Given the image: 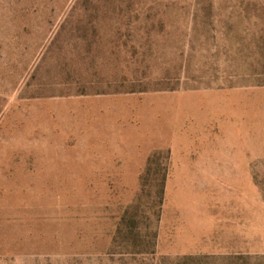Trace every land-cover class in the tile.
<instances>
[{"label": "rangeland", "instance_id": "374dc122", "mask_svg": "<svg viewBox=\"0 0 264 264\" xmlns=\"http://www.w3.org/2000/svg\"><path fill=\"white\" fill-rule=\"evenodd\" d=\"M0 264H264V0H0Z\"/></svg>", "mask_w": 264, "mask_h": 264}, {"label": "trees", "instance_id": "16d2710c", "mask_svg": "<svg viewBox=\"0 0 264 264\" xmlns=\"http://www.w3.org/2000/svg\"><path fill=\"white\" fill-rule=\"evenodd\" d=\"M163 191V190H162Z\"/></svg>", "mask_w": 264, "mask_h": 264}]
</instances>
